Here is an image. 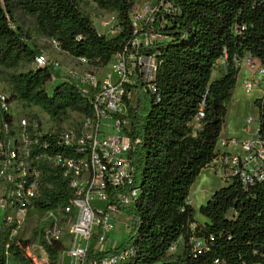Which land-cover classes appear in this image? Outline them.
Wrapping results in <instances>:
<instances>
[{
    "label": "trees",
    "instance_id": "16d2710c",
    "mask_svg": "<svg viewBox=\"0 0 264 264\" xmlns=\"http://www.w3.org/2000/svg\"><path fill=\"white\" fill-rule=\"evenodd\" d=\"M138 1L0 0V77L10 105L39 107L54 123V132L40 136L49 143V154L66 153L58 143L66 122L74 114L91 115L93 105L71 80L48 91L53 71L34 65L42 49L33 33L56 40L75 58L104 67L137 35L132 14ZM161 2L169 8H159L151 25L163 37L143 50L157 57L156 91L140 87L136 105L129 107L128 134L138 140L129 156L140 192L134 207L120 205L129 219V233L115 251L132 248L128 264H264V178L245 185L233 176L200 206L204 221L196 220L190 202L196 178L220 155L216 148L240 71L235 59L251 55L264 65V0H157ZM17 9L34 18L33 27L17 21ZM93 9L115 14L118 32L112 36L99 32ZM221 61L222 70L214 77ZM255 103L258 136L264 142V108L259 98ZM202 106L204 117L196 122ZM11 114L0 106V120L12 123ZM40 190L33 209H60L68 220L64 208L72 188L61 167L44 165ZM53 223H47L49 228ZM36 234L50 264H58L68 239L49 243L44 228ZM192 234L207 249L192 253L187 243ZM181 236L186 247L175 253L171 248ZM28 246V240L11 238L9 226L1 224L0 264H7L10 257L18 264H34Z\"/></svg>",
    "mask_w": 264,
    "mask_h": 264
},
{
    "label": "built area",
    "instance_id": "2783aa9c",
    "mask_svg": "<svg viewBox=\"0 0 264 264\" xmlns=\"http://www.w3.org/2000/svg\"><path fill=\"white\" fill-rule=\"evenodd\" d=\"M162 7L168 10L169 5L162 2L158 4L155 0L139 13L136 4L132 20L137 35L100 72H87L81 78V83L78 82L89 96L93 112L64 126L58 143L66 148V153L49 154V143L40 139V136L54 132L55 125L46 129L32 115L15 120L12 105L8 102V93L0 91V106L4 110H11L13 118L12 123L0 120V212H3L2 223L10 228L11 238L18 236L28 211L33 209L34 201L41 195L40 178L44 165L58 166L72 188V196L64 208L69 227L64 252L73 259L74 264L129 263L133 249L116 252L117 246H107L109 239L106 233L113 227L112 219L119 215L126 219L125 225L129 229V219L120 205L134 207L140 192L129 156L134 143L138 142H134L128 134L131 129L129 107L136 105L140 87L156 91L154 80L158 69L157 57L143 50L163 37L151 25L155 13ZM109 16L103 24L111 26L114 35L118 32L115 27L117 17L115 14ZM50 40L54 47L61 49L56 40ZM78 59L87 62L84 58ZM235 61L238 66L244 61L254 73L264 76V65L251 55ZM34 65L50 66L48 57L41 52L36 56ZM255 87L256 81L252 78L244 79L247 93H251ZM262 92L263 96L258 98L264 108V83ZM203 117L202 106L194 120L197 122ZM255 121L249 117L245 128L248 129ZM104 127L113 131L112 134H106ZM218 142L231 149L237 147L236 152H220L213 165L224 183L233 176L245 185L264 178V142L258 132L255 138L242 141L220 138ZM94 199L103 204H95ZM58 222L54 219L53 226L45 231L49 243L64 238L56 233ZM196 225H191L192 231ZM53 229L55 232L51 233ZM187 243L192 253L207 249L204 241L194 234ZM184 246L185 239L181 236L171 250L182 253ZM106 251L113 253L102 255Z\"/></svg>",
    "mask_w": 264,
    "mask_h": 264
},
{
    "label": "rangeland",
    "instance_id": "374dc122",
    "mask_svg": "<svg viewBox=\"0 0 264 264\" xmlns=\"http://www.w3.org/2000/svg\"><path fill=\"white\" fill-rule=\"evenodd\" d=\"M155 0H139L137 3V12L141 13L145 6L151 5L154 3ZM92 6L95 8V4L93 3ZM93 12L95 13L94 17V23L97 27L98 31L106 34L107 36H112V28L109 25H104L103 21L108 20L110 18V14L106 13L102 10L93 9ZM16 17L17 21L23 25L24 27H33L35 24V20L32 16H29L21 11V9L16 10ZM33 36L35 37L37 43L41 46L42 52L48 57V63L53 71V76L50 79V81L47 82L46 88L48 91L51 92L54 85H56L58 82L63 80H71L78 84L81 78L85 75V73L90 71H96L100 72L102 67H95L81 59L75 58L68 54L67 52L63 51L62 49H58L53 46L51 40L47 37L41 36L40 34L34 32ZM223 67V62H219L216 66V71L214 72V77L220 73ZM243 70V69H242ZM251 71V70H250ZM252 72V71H251ZM253 73V72H252ZM250 72L243 71L238 74L237 84L236 87L239 89L242 93L241 96L250 99L249 102L244 103L243 107L238 109L237 102H231L230 106L228 108V114L226 117V121L223 127L224 133H228L230 135L223 137V138H232L234 140L242 141L246 138H255L257 135L253 132V134H250L249 136H243L242 130H245V124L246 120L249 117H252L256 121L254 124L257 123V116H258V106H255L254 101L257 97H262L263 92H257L254 88L251 93H247L244 88V78H252L254 77L255 73L252 74ZM253 75V76H252ZM262 76V75H261ZM264 78V76H262ZM264 83V79H263ZM235 87V89H236ZM234 89V90H235ZM0 91H7L6 83L1 80L0 77ZM234 95V94H233ZM12 111L14 112V118L15 120H19L22 117H25L26 115H37L38 119L41 121V123L44 125L46 129H50L52 126H54V123L50 120L49 116L39 107H31L27 108L24 107L23 104L20 102H15L12 104ZM77 119V115L74 114L73 119L66 122V127L69 126V123H71L73 120ZM253 124V123H252ZM103 131H105L106 134H112L113 131L110 129L104 127ZM220 147L221 144L218 142L217 147ZM222 149V148H221ZM237 147L234 149H231L230 152H236ZM212 167V166H210ZM202 184L196 183L191 186L190 189V202L193 204V206H196L195 211V218L196 220L200 221L202 219V214L199 210L200 206L202 204H205L208 201V197H205L203 201L199 202L197 205L195 203V196L194 194L201 195ZM2 194V188L0 186V197ZM94 203L97 205H102L103 202L94 199ZM2 216L3 212H0V224L2 223ZM57 219L59 222L57 226V234L60 237H64V241L68 239V223L63 219V214L60 209H56L51 212H40L36 209H30L25 217L24 224L22 228L20 229L18 236L23 241H29V246L27 247L28 255L32 258L34 264H50L48 254L44 250L43 246L40 242V236L39 234L42 228L47 231L49 229V226L47 223L51 220ZM125 218L122 215H119L116 219H112L111 225L113 226L111 231L107 232L106 235H108V241L107 246L108 247H115L120 244H122L126 237L128 236L129 229L125 225ZM51 233H54L55 230L53 229L50 231ZM7 264H18L12 257L9 258V261ZM58 264H74L73 259L66 253L63 252L59 256Z\"/></svg>",
    "mask_w": 264,
    "mask_h": 264
},
{
    "label": "crops",
    "instance_id": "0c3cea01",
    "mask_svg": "<svg viewBox=\"0 0 264 264\" xmlns=\"http://www.w3.org/2000/svg\"><path fill=\"white\" fill-rule=\"evenodd\" d=\"M239 67H240L239 74H240L241 71H243V73L245 72V74H246V72H250V73L253 72L251 70V68L244 61H242L239 64ZM252 74H254V72ZM252 79L254 81H256V87H255L256 91L257 92H261L262 91V87H263V79L264 78L262 76L257 75L255 73V75H254V77H252ZM240 93H242V92L240 91ZM240 93H239L238 87H236V89L234 90L233 98L231 100V102H237L238 109L243 107L244 103H246V105H247V103L250 100L248 98H245V97L241 96ZM230 103H229V106H230ZM254 103H255V101H254ZM255 106H258V105L255 103ZM258 117H259V107H258L257 119H258ZM253 132L255 133V135H257V132H258L257 131V124L255 125L254 123L248 129L245 128V130H242L243 136H249L250 134H253ZM228 135H230V134L224 133V131L222 129V133H221V137L220 138L226 137ZM216 149L219 152H230L231 147H228V146L224 147L223 145H221L220 147L218 146ZM196 183L202 184V189L200 190L201 191V195L199 196V194H197V193L194 194V196L196 197L195 198V203L197 205L199 204V202L203 201V199L205 197H208V199H209L211 197V195L214 193L215 190H217L218 188L222 187L225 184L224 181H223V178L221 177V174L218 173L217 170L213 168V166L212 167L208 166V167L202 169L201 173L198 175V177L196 178V180L193 183V185L196 184ZM194 207L196 208V206H194ZM204 220H205V218L202 215L201 221H204Z\"/></svg>",
    "mask_w": 264,
    "mask_h": 264
}]
</instances>
